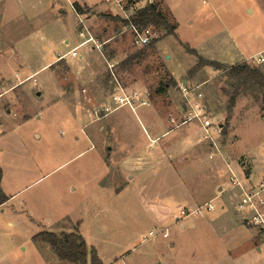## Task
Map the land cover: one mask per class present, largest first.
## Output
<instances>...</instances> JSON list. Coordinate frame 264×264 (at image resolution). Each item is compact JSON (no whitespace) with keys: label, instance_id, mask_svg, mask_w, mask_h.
Here are the masks:
<instances>
[{"label":"rangeland","instance_id":"obj_1","mask_svg":"<svg viewBox=\"0 0 264 264\" xmlns=\"http://www.w3.org/2000/svg\"><path fill=\"white\" fill-rule=\"evenodd\" d=\"M85 1L96 5L81 0H0V23L4 11L5 24H0V48L4 46L0 55V160L6 190L20 191L2 214L7 258L12 264H42L32 250L31 237L38 232L37 226L18 213L25 211L58 236L76 228L88 249L87 264L91 248L103 264H241L242 253L229 260L227 252L242 239L223 247L215 234L191 233L180 237L183 248L170 249L169 243L176 242L177 224L170 220L155 227L146 207L148 196L154 198L158 191L142 194L129 187L117 194L111 191L107 196L111 194L112 201H104L97 198L94 186L104 171L99 154L105 156L111 143V120L126 117L133 124L135 137L144 136V126L132 112L121 108L105 115L101 110L116 88L134 96L135 107L148 99V112H139L145 121L150 120L146 127L152 136L169 129L168 119L173 128L183 120L174 116L173 103L189 111L196 101L201 102L205 114L219 126L221 148L232 158L238 176L245 180L238 162L247 169L246 164L252 161L250 179L264 181V93L246 90L222 72H210L213 69L209 67L189 74L196 58L180 45L187 44L198 55L222 64L235 65L244 58L264 74V62L257 64V58L264 59V0H150L169 21L177 23L178 40L149 26L137 31L149 39L143 47L135 44L133 28L105 16L127 20L146 0ZM75 3L85 9L83 14L75 11ZM80 32L101 43L102 51L95 49L92 54V44L80 46L84 40ZM154 40L159 42L158 49L157 43L151 46ZM72 48H77L81 61L89 52L84 62L67 55ZM58 55L65 57L58 60ZM16 74L33 75L22 91L16 86ZM131 87L138 92L128 91ZM232 95L236 98L230 105ZM177 108L183 115L182 108ZM67 111L76 118L91 119L85 129L98 144L85 137V129L73 122ZM196 164L208 167L203 166V157ZM198 176L207 182L205 173ZM229 176L228 171L225 182ZM210 185L211 190L201 189V195H195L199 204L209 203L208 193L215 194L216 184ZM168 187L161 191V198L176 202L177 191ZM86 192L95 196L93 204H86ZM212 204L217 212L219 203ZM171 206L177 214L176 204ZM247 220L243 223L249 229L247 237L258 234L264 242V231ZM213 221L211 225L217 229L227 225L220 219ZM158 227L166 228L169 238L148 235L150 231L159 233ZM222 249L225 251L220 254ZM57 259L50 264H67ZM260 261L264 264V252Z\"/></svg>","mask_w":264,"mask_h":264},{"label":"crops","instance_id":"obj_2","mask_svg":"<svg viewBox=\"0 0 264 264\" xmlns=\"http://www.w3.org/2000/svg\"><path fill=\"white\" fill-rule=\"evenodd\" d=\"M81 1L87 4L85 0ZM150 2V0H146L145 4ZM87 5L95 7L96 4ZM1 23L2 25H5L4 11H2ZM177 27L178 25L176 23V29ZM158 43L156 45L157 49ZM65 44H67V42H65ZM3 48H0V55L3 54ZM90 50L93 54V51L95 49ZM86 56L84 57V60L86 59ZM72 59L80 63L84 62V60L81 61V56ZM245 60L246 59L243 58L238 63ZM55 61H57V59H54L53 62ZM49 66L50 64H48V66L46 67ZM205 69H207V67ZM208 69H210V67ZM209 71L212 73L219 72L215 70ZM32 76V74L27 76L21 74L15 75V78L18 82L16 86H19L20 91L25 89L27 80H29ZM10 82L14 84L13 79ZM133 90L138 92L137 89H134L133 87H131L128 91L134 92ZM142 101L144 102L143 105L138 104L137 107L133 105V108L129 106H121L120 108L112 112L113 114L114 112L119 111V109L121 108L127 109V111L132 112L139 119L138 122H140L141 125L144 126V136H141L140 138L135 137L132 131L133 124L126 117L111 120V124L114 126V128H112L113 130L110 133L111 143L110 145L106 146L107 153L105 154V156H103L101 152L99 154L100 160L104 164V171L102 172L100 179L95 182V195L96 190H98L97 198H99L100 200H103L104 198V201H112V199L109 200V198H111V194L110 196H107L109 195L108 193L115 190L114 193L117 194L119 193V191H123L129 187H136L138 190L137 193L142 192V194L148 193L151 190L158 191V193L154 192L156 194L154 198H150L148 196L146 200V207H148V212L150 213L153 225L155 227L158 225H162L170 220H174L177 224L178 234L176 242L169 243L168 246L170 249H177L179 246L183 248L182 243L179 241L180 237H182L183 235L187 236L191 233L204 235V233H211L215 234L217 242H221L222 245L224 244L223 247H227L231 243H236L238 239L240 242V240L242 239V242L240 244H236V248L233 247L229 252H227V257L229 258V260H232L231 256H239L241 254L238 253H242V260H240L241 264H261L260 260L262 252H264V247L262 248L261 246L262 244H264V242L260 240L261 237L258 234L253 237H247L245 233H247L249 229H247L243 223L246 221V219L249 218V216L246 212L241 211L238 208L240 199L245 191H249L251 189H259L261 184L264 185L263 180L255 182L250 179L253 175L254 163L252 161H249V166L246 164L247 169H245L237 161L245 177V180H242V178L238 176L235 167L232 166V158L229 159L228 153L223 151L221 148L220 140L222 138V135L214 132L213 129L205 130L197 125L192 124H185L177 127L175 126V128H173L174 125L171 124L170 119H168L169 129L159 136H152V134L150 133L151 131L146 127L147 125H149L147 122H149L150 120L147 119L145 121L143 118H141L139 112L140 110L143 112H148L150 104L147 98L142 99ZM178 106L182 108L183 112L185 110V106L183 107L182 104L178 105L177 103H173V108L175 110L174 116L179 119L182 118L183 115H180L178 113ZM68 114L72 116L73 122L82 125L83 129L87 127L86 125L92 123L89 117L83 116L80 118H76L71 113L68 112ZM84 131L86 138L89 136V138L94 141V143L98 144V141L94 137L87 134L86 129ZM35 137L39 138L38 135H35ZM237 143L238 139L234 144H232L231 150H229L230 152H232L235 144ZM204 149H207V152H204ZM201 157H203V163L206 164L203 166L208 167H198L196 161L198 162L199 158ZM0 167L2 169L1 188L3 192L9 197V200L0 206V264H12L7 258L9 248H6V235L1 230L4 222L2 214L8 207L9 203L20 191L16 189L14 190V192L9 193L6 190L7 186L5 184V168L2 164V160H0ZM228 171L230 172V176L227 182H225V180L227 179ZM199 173H205V175L208 176L206 178L207 182L200 180L201 177L198 176ZM209 179L211 180L209 181ZM211 182H214V184H216V186H214L216 192L213 195L209 193L207 194L206 198L209 199L208 202L210 204L207 202L199 204L196 196L201 195V189L211 190ZM168 183L171 184L169 185V187H171V192L174 193L175 191H177L176 202H168V198H161L162 196L160 193L164 189H167ZM196 184L197 186H195ZM192 189H195L198 192L195 193V190ZM84 196L86 198V200L84 199L86 201V204H93L92 197L94 198L95 196H93L91 192H86ZM259 198L264 201V190L259 193ZM213 201H217L220 205L217 212H215L214 206L212 204ZM145 203L146 202H144L143 204ZM171 203L176 204L175 209L177 211V214L174 211V207L171 206ZM208 206L211 207L209 210L206 209ZM198 208H202L201 212L194 213V210ZM182 210L184 212L183 215L181 214ZM260 210L264 214V205L260 207ZM211 212H215L214 216H211L212 219L208 216ZM18 213L22 214L21 216H27L28 221L37 226L38 232L46 230L45 226L35 221V219L31 217V215L27 214V212L25 213V211H19ZM232 213L234 214L232 215ZM213 219L223 220L227 225L217 229L213 227V224V226L211 225V223L215 222L213 221ZM8 225H11V223H9ZM160 230L162 232H166L167 236L162 237V233L159 232ZM157 232L159 233L154 234L153 231H150L148 232V235L152 237L157 235L163 239L169 238L166 228L158 227ZM35 234H33V236ZM241 234L244 235L242 236ZM21 250L23 251L24 248L21 247ZM32 250L36 251L37 256L39 257L42 264H50L56 257L52 249H50L48 245L41 242L32 241ZM48 250H50V252ZM219 251L220 254H223L225 250L222 249V251ZM193 255L194 249L190 251V257H193ZM114 260H117V258H115ZM65 263L70 264L68 262ZM156 264H164V262L159 261Z\"/></svg>","mask_w":264,"mask_h":264},{"label":"trees","instance_id":"obj_3","mask_svg":"<svg viewBox=\"0 0 264 264\" xmlns=\"http://www.w3.org/2000/svg\"><path fill=\"white\" fill-rule=\"evenodd\" d=\"M74 9L78 14H83L85 9L75 3ZM112 21H120L127 26H133L139 31L145 30L152 26L161 29L165 36L172 35L176 39V24L169 21L165 15L161 13L158 5L155 3H147L139 8L135 16L127 20H121L119 17L110 15L105 16ZM178 40V39H177ZM158 40L152 41L153 46ZM186 53L193 55L196 58V64L189 70V74L195 73L204 67H210L215 71L222 72L226 77L236 81L240 86L250 91H260L264 93V74L259 68L250 67L245 61L235 65H223L215 61L204 59L196 50L190 48L189 45L180 42ZM169 87L171 85L168 84ZM164 92V90L160 91ZM236 96L232 95L230 98V105L234 104ZM2 169L0 167V206L9 200V197L3 192L1 188ZM33 242H41L48 245L55 256L70 264H87L88 249L83 237L75 228L71 233L58 236L56 233L48 230H42L32 237ZM89 264H103L97 256L94 248L90 250Z\"/></svg>","mask_w":264,"mask_h":264},{"label":"built area","instance_id":"obj_4","mask_svg":"<svg viewBox=\"0 0 264 264\" xmlns=\"http://www.w3.org/2000/svg\"><path fill=\"white\" fill-rule=\"evenodd\" d=\"M129 19V18H128ZM134 29L135 33L137 34V37L135 39V44L137 46L143 47L146 46L149 43V39L147 37L140 36L138 34L139 30L133 26H130ZM138 31V32H137ZM78 35L84 40L80 43V46L92 44L90 45L92 49H97L99 52L102 51V44L95 41L94 38L91 36H85L82 32L78 33ZM67 55L71 58H78V52L77 48H72ZM64 55H58V60L63 59ZM264 62V59L260 56L257 58V64H261ZM182 91L186 93L185 87L182 86ZM200 96V95H198ZM188 98V97H186ZM133 99L134 96H127L122 93V89L116 88L115 93L112 95L110 99L107 100V103L101 108V110L104 112L105 115L111 114L116 109L120 108L121 106H129L133 108ZM139 104L143 105L144 102L140 101ZM205 108L201 104V102L196 101V104L194 106H191V109L187 111V109L184 110L183 114V120H181L177 126H182L185 124H192L197 125L202 129L208 130L211 127H213L214 132L220 133V128L218 125L213 123L208 116L205 114ZM264 190V185L261 184L259 189H251L249 191H245L243 193V196L240 199V202L238 204V208L241 211H244L248 214V223L254 227H259L260 230L264 231V214L261 212L260 207L264 205V201H262L259 198V193ZM211 207L208 206L206 209L209 210ZM202 208H198L194 210V213L201 212ZM181 214L183 215V210L181 211ZM162 237H166V232H162Z\"/></svg>","mask_w":264,"mask_h":264}]
</instances>
